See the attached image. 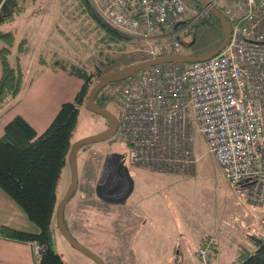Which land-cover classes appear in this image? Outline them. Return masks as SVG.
<instances>
[{
	"label": "rangeland",
	"instance_id": "1",
	"mask_svg": "<svg viewBox=\"0 0 264 264\" xmlns=\"http://www.w3.org/2000/svg\"><path fill=\"white\" fill-rule=\"evenodd\" d=\"M182 1L196 12H188L183 23L158 29L154 35L169 42L180 39L182 45L177 53H206L216 47L223 37L220 24L195 0ZM224 2L219 0L216 5L220 12ZM22 5H25L23 12L14 20L16 26L3 27V30L15 28L17 38L26 36L28 39L29 52L21 63L23 84L20 92L45 65H52L54 61L86 66L93 74L92 88L103 77L146 60V55L142 56L145 59L142 60L134 52L146 48L135 49L136 46L129 41L124 44L109 38L97 21L89 17L82 0H23ZM203 11L205 13L199 19L202 23L194 26L192 23L197 14ZM14 53L15 50L12 56ZM69 77L62 84V96L66 94L64 100L73 101L75 93L71 92L77 87V80L76 77ZM123 82L110 83L103 89L107 97L106 106L119 122L122 111L112 100V95ZM44 85L45 90L53 87L47 81ZM28 90L25 87V91L19 94L20 101L14 107L35 123L33 111L36 109L40 113L38 110L45 109L49 112L58 94L49 97L43 94L42 104L46 106L35 108L28 97ZM107 125L103 116L89 111L86 103H82L79 105L71 144L101 132ZM199 131V128L194 129L197 166L189 174L157 173L128 164L126 147L117 142L114 135L81 146L76 155L77 189L63 212V220L72 236L99 255L104 264H146L143 262L156 259V251L158 260L167 262L172 248H179L183 260L187 261L182 264H189L190 253L208 235L215 236L218 245L217 252L210 255L211 264H236L239 252L244 249L252 252L255 246L246 234V228L253 222L250 234L254 236L260 233L256 230L264 229V202L255 203L250 192L247 197L246 187L231 184L224 177L216 159L208 151L204 135ZM120 163L128 167L133 179L132 193L124 200L105 201L97 195L98 186L103 195L112 199L122 196L127 189V180L118 174ZM70 180L67 160L56 187L55 213ZM4 197H0V218L16 222V216L12 214L7 201L13 202L5 194ZM108 218L116 223L112 230L107 225ZM52 225L55 227V246L65 264H96L69 244L57 229L54 216Z\"/></svg>",
	"mask_w": 264,
	"mask_h": 264
},
{
	"label": "built area",
	"instance_id": "2",
	"mask_svg": "<svg viewBox=\"0 0 264 264\" xmlns=\"http://www.w3.org/2000/svg\"><path fill=\"white\" fill-rule=\"evenodd\" d=\"M86 1L109 27L143 37L151 59L161 49L175 54L180 47L178 41L154 43V29L178 26L188 12H196L182 0ZM206 1L216 8L219 0ZM221 13L230 35L216 56L150 66L114 91L112 100L122 111L114 135L129 144V164L186 172L192 163L186 145L191 112L225 176L247 183L254 202H264V0H225ZM206 240L202 264H209L214 242ZM32 252V264H39V246L34 244Z\"/></svg>",
	"mask_w": 264,
	"mask_h": 264
},
{
	"label": "trees",
	"instance_id": "3",
	"mask_svg": "<svg viewBox=\"0 0 264 264\" xmlns=\"http://www.w3.org/2000/svg\"><path fill=\"white\" fill-rule=\"evenodd\" d=\"M82 1L86 5V12L89 17L97 21L100 28L108 34L109 38H113L115 41H122L124 44L129 41L136 46L135 49L146 48L142 51L134 50L135 55L141 59H144L142 56L146 55L145 61L151 59L147 52L149 46L144 43L143 37L122 33L109 27L92 11L86 0ZM22 3L23 0H0V62L2 67L0 76V116L14 106V101L19 95L23 84V69L20 59L29 50L27 39L24 37L17 38L16 30L4 31L2 29L4 24L13 22L23 12L25 5H22ZM218 11L220 12V10ZM199 19L200 17L196 18L192 24L194 26L201 24L202 21ZM164 28L162 26L156 27L151 33V36L156 38L153 40L154 43L164 45V43L178 41L182 45L180 39L169 42L161 38V36L154 35L156 30ZM222 38L215 46L222 41ZM13 50H15V53L12 56ZM167 51L169 50L161 49L158 53L159 55L155 58L169 55ZM177 54L183 53L178 52ZM167 64L184 65L186 63ZM52 65L83 81L74 100L62 103L53 120L40 134H37L21 116L16 115L5 124L3 134L0 136V190L23 211L27 219L37 228L35 232H30L0 223V238L38 245L39 264H65L56 249L55 227L52 225L53 216L55 217L56 187L61 172L65 164H67V154L77 122L79 105L86 103L91 91L93 75L84 65L67 64L61 60L54 61ZM131 65L133 64L128 66ZM103 89L99 91L94 100L100 107L108 109L106 106L107 97ZM188 122L191 127V133L188 136L189 142L186 145L191 152L192 163L189 164L186 172L172 171L171 173L189 174L194 172L197 166L198 159L194 153V129L199 127H197L195 117L191 112L188 114ZM199 132L202 133L201 131ZM202 135L204 134L202 133ZM116 141L125 145V157H127L129 144ZM221 171L231 184L239 185L241 188L246 187L248 197L250 191L247 183L232 182L225 176L222 168ZM254 235H249L255 246L254 250L250 252L244 249L239 252L238 255L240 256H238L236 264H264V230L256 234L258 236ZM208 237L212 236H205L200 241L198 248L190 253L191 264H202L200 249L207 245L206 239ZM217 246V242H213L210 246L209 259L210 255L212 256V254L217 252ZM178 249L173 248L170 251L167 264H182V262H185L181 257H176ZM209 264H211V259Z\"/></svg>",
	"mask_w": 264,
	"mask_h": 264
},
{
	"label": "water",
	"instance_id": "4",
	"mask_svg": "<svg viewBox=\"0 0 264 264\" xmlns=\"http://www.w3.org/2000/svg\"><path fill=\"white\" fill-rule=\"evenodd\" d=\"M197 3L201 4L205 8H208V11L211 15H213L219 22L221 31L223 33L222 41L213 49L209 50L206 53L198 54V55H185V54H176V55H168L163 56L156 59L147 60L144 62H140L135 65H131L128 67H125L123 69L117 70L113 72L110 75H107L106 77H103L100 79L92 88L88 95V98L86 100V108L94 113H97L101 116H103L107 120V127L103 129L101 132L84 137L82 139H79L71 144L68 154H67V160L70 167V173H71V180L69 187L67 191L65 192L64 196L60 199L58 202L56 213H55V221H56V227L59 230V232L64 236V238L69 242V244L77 249L78 251L84 253L85 255L89 256L91 259L95 261L96 264H104L103 259L97 255L96 253L90 251L85 246L80 244L69 232L67 226L65 225V222L63 220V212L65 209V206L67 205L68 201L72 197V195L75 193L78 185V173H77V163H76V155L78 149L86 144L99 142L105 139L110 138L112 135L115 134L116 129L118 127V119L111 113L109 109L106 107H100L95 102V96L99 93L101 89H103L106 85L123 81L131 76H133L135 73L148 68L153 65L157 64H164V63H190V62H197V61H204L207 59H210L214 56H216L225 46L229 39L230 35V25L226 18L214 7L210 6L209 3L206 0H195ZM123 169V175L125 176L127 180V189L125 193L116 198L112 199L102 194L101 187H97V195L105 200V201H120L124 200L127 197L130 196L132 193L134 182L131 176L129 175L128 169L123 165V163H120L118 166V172L120 171V168ZM122 175V174H120Z\"/></svg>",
	"mask_w": 264,
	"mask_h": 264
},
{
	"label": "crops",
	"instance_id": "5",
	"mask_svg": "<svg viewBox=\"0 0 264 264\" xmlns=\"http://www.w3.org/2000/svg\"><path fill=\"white\" fill-rule=\"evenodd\" d=\"M6 25L16 26L15 21H14V22H11L9 24H4L2 26V29ZM8 30H16V29L15 28H8L4 31H8ZM16 34H17V31H16ZM22 37L26 38V36H22ZM27 41H28V39H27ZM0 48H1V44H0ZM28 52H29V50L21 56V59H20L21 63L23 62V60H24V58ZM41 62L43 63V60ZM1 70H2V67H1V62H0V76H1ZM69 76L72 77L73 75L68 74L67 72L61 70L57 66L45 65L44 68L41 69L39 71V73L36 76H34L25 87L27 90L29 89L28 90V92H29L28 97L32 100L33 104L35 105V106L32 105L33 107L36 108V106L43 105L42 104L43 99H41L43 94L47 95L48 97L50 95L54 96V95L58 94V96H56V98L53 99L54 106L52 107V109L49 112H46L45 109H43L42 111L38 110V111H40V113H37L36 109H35L33 111L34 112L33 117H36V118H34V121H35V123H37V124H35L31 120H29L23 112L19 111V109L17 107H14L16 105V102L20 101V97L18 99V96H19L18 95L14 101L15 102L13 104L14 106L9 111H7L5 115L3 114L0 116V136L3 134V128H4L5 124L16 115H19L24 120H26L29 123V125H31V127L35 130V132L37 134L42 133L48 127L50 122L53 120V118L57 114L61 104L64 103L65 101L67 102V100H64V99H66V98H64V97H66V94L64 96H62V90H63L62 84H65V81L69 80L68 79V78H70ZM74 77L75 76H73V78ZM43 78H44V80H43ZM75 79L77 80V85H76L77 87L75 89H73V91L71 93L72 94L75 93V95H76V93L81 88L83 81L77 77ZM45 81H47L48 84L52 85L53 87H48L45 90V88H46V85H44ZM25 87L23 88L22 92L25 91ZM33 89H34V92L31 93L33 91ZM22 92H20V93H22ZM75 95H74V98H75ZM69 97H71V96L69 95ZM69 97H68V100H69ZM43 106H46V104H44ZM1 196H3V198H5L3 192L0 190V197ZM7 202H9L10 208L13 211L12 214L14 216H16V222H9L7 220L0 218V223L7 225V226H10V227H13V228L20 229V230L35 232L37 230V228L27 219V217L25 216L23 211L13 201H12L13 203H11L10 201H7ZM1 211H3V209ZM115 216H116V213H115ZM0 217H1V215H0ZM252 224H253V222H251L250 226H248L246 228V234H248V235H250V231L253 228ZM107 225L109 226V230L110 229L112 230V227L116 226V223L113 222V220L110 221V219L108 218V224ZM115 231H116V229L114 230V232ZM256 231L260 232L259 230H256ZM210 236L214 237L216 242H217V239L215 236H213V235H210ZM109 238H110V234H109ZM154 254L157 255L156 259H150L147 262H143V263H146V264L168 263L165 261L158 260V252L157 251ZM168 256H169V254H168ZM238 256H240V255H238ZM176 257H178V258L181 257L182 260L184 259V256H183L180 249L177 250ZM151 258H153V257H151ZM32 263H33V254H32V248H31L30 243L16 242V241H10V240L0 238V264H32ZM184 263H187V261H185ZM189 263L191 264L192 261H190Z\"/></svg>",
	"mask_w": 264,
	"mask_h": 264
},
{
	"label": "flooded vegetation",
	"instance_id": "6",
	"mask_svg": "<svg viewBox=\"0 0 264 264\" xmlns=\"http://www.w3.org/2000/svg\"><path fill=\"white\" fill-rule=\"evenodd\" d=\"M124 165V164H123ZM126 166V165H125ZM126 168L128 169V167L126 166ZM118 174H119V176L121 177V178H125V176L123 175V169H122V167L120 168V171L118 172ZM120 174H122V175H120Z\"/></svg>",
	"mask_w": 264,
	"mask_h": 264
},
{
	"label": "bare ground",
	"instance_id": "7",
	"mask_svg": "<svg viewBox=\"0 0 264 264\" xmlns=\"http://www.w3.org/2000/svg\"><path fill=\"white\" fill-rule=\"evenodd\" d=\"M222 14V13H221ZM198 15V17H202V14H197ZM230 25V24H229ZM226 45V44H225Z\"/></svg>",
	"mask_w": 264,
	"mask_h": 264
}]
</instances>
